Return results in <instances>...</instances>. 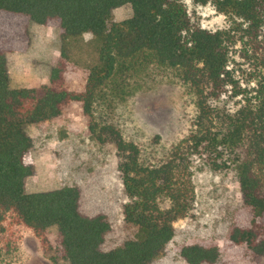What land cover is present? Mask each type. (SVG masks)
<instances>
[{"label":"trees","instance_id":"trees-1","mask_svg":"<svg viewBox=\"0 0 264 264\" xmlns=\"http://www.w3.org/2000/svg\"><path fill=\"white\" fill-rule=\"evenodd\" d=\"M189 2L213 6L231 25L203 28ZM126 5L133 16L115 21L114 10ZM31 23L60 31L61 55L50 84L13 89L9 54L30 41ZM84 35L102 43L80 90L71 84L67 41ZM237 58L250 66L246 77L234 67ZM152 67L174 72L195 110L189 134L172 146L160 136L128 138L118 112L129 82ZM73 104L82 107L94 140L116 151L131 231L125 236H116L107 215L84 211L78 186L27 191L35 174L28 126L54 120ZM194 159L215 172H238L244 210L230 229V245L264 259V0H0V229L11 213L43 242L57 227L69 264H152L192 210ZM181 256L187 264H217L221 249L193 244ZM2 257L0 247V263Z\"/></svg>","mask_w":264,"mask_h":264},{"label":"rangeland","instance_id":"rangeland-1","mask_svg":"<svg viewBox=\"0 0 264 264\" xmlns=\"http://www.w3.org/2000/svg\"><path fill=\"white\" fill-rule=\"evenodd\" d=\"M195 22L209 30L224 29L231 18L210 5L188 3ZM114 20L133 16L132 6L114 10ZM29 42L9 54L11 87L34 88L50 84L52 68L61 55L63 40L54 26L29 25ZM68 47L75 73L71 84L83 89L90 69L99 61L101 40L84 35L71 38ZM241 63V64H238ZM238 75L246 77L249 65L237 58ZM130 94L119 101L128 138L150 141L161 137V144L172 146L186 137L192 127L195 110L188 98V88L172 71L150 68L140 78L131 80ZM33 147L27 157L35 174L27 180L29 193L47 192L66 186L82 189V206L92 215L109 217L116 236L131 233L124 222L123 206L127 202L118 158L114 147L100 145L88 130L87 119L79 104L67 107L56 119L41 125H29ZM195 198L190 214L175 223L176 235L152 264H187L181 256L183 247L193 244L218 245L221 258L217 264H264L242 249L230 245L229 233L244 202L238 172H215L204 161L192 163ZM47 241L8 214L0 229V264H69L58 247L57 227L49 228Z\"/></svg>","mask_w":264,"mask_h":264}]
</instances>
